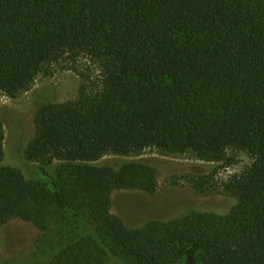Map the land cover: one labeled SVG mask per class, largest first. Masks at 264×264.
<instances>
[{"label":"trees","instance_id":"1","mask_svg":"<svg viewBox=\"0 0 264 264\" xmlns=\"http://www.w3.org/2000/svg\"><path fill=\"white\" fill-rule=\"evenodd\" d=\"M66 57L98 62L102 90L39 114L30 178L3 166L0 119V231L34 225L43 264H264V0H0V95ZM151 147L260 158L229 215L131 230L113 193L155 191L158 170L102 159Z\"/></svg>","mask_w":264,"mask_h":264},{"label":"rangeland","instance_id":"2","mask_svg":"<svg viewBox=\"0 0 264 264\" xmlns=\"http://www.w3.org/2000/svg\"><path fill=\"white\" fill-rule=\"evenodd\" d=\"M102 67L93 59L69 57L40 74L29 91L2 93L0 119L5 129L6 156L3 166L24 172L39 167L26 155L36 139L39 114L52 107L78 105L102 90ZM260 158L257 152L229 149L220 157L164 151L158 147L143 153L121 154L111 150L102 160H144L158 170L153 192L114 191L112 213L131 230L156 223H172L189 214L227 216L236 206L232 182L247 173ZM38 229L15 219L0 231V264H43L36 254Z\"/></svg>","mask_w":264,"mask_h":264}]
</instances>
